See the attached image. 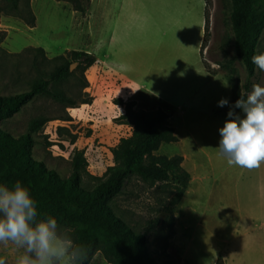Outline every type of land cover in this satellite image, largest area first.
Masks as SVG:
<instances>
[{"label":"rangeland","instance_id":"obj_1","mask_svg":"<svg viewBox=\"0 0 264 264\" xmlns=\"http://www.w3.org/2000/svg\"><path fill=\"white\" fill-rule=\"evenodd\" d=\"M74 1L0 0V96L26 91L32 82L47 78L60 64L49 61L69 51L86 52L95 62L102 59L111 70L119 73L128 70L127 76L134 78V0H91L88 4L82 3L83 13L73 11ZM204 2L207 31L204 32L202 60L213 71L208 62H214L218 72H223L232 83L241 85L247 74L240 60L234 63L232 73L220 67L233 56L229 14L235 1ZM171 6L177 11L182 7L181 0H149L147 9L140 11L148 21L151 52L163 45L168 47ZM254 7L264 14V0H257ZM30 23L33 28L28 26ZM138 33H142L141 28ZM29 48H42L43 52H24ZM260 51H264V30L256 48V53ZM70 63L75 66L69 77L60 84L50 85V90L61 91L74 101L89 97L90 105L68 108L50 98L37 97L18 114L1 120L0 128L18 138L28 131L32 120L54 119L32 134L33 159L43 162L47 169L54 170L64 180L72 172L74 155L82 152L87 167L81 175V187L91 191L97 183L94 179L102 178L106 169L113 165L111 149L121 138L130 135L131 128L117 120L123 111L113 104V100L121 99V96L123 101H128L125 98L128 94H124L120 83L107 74L104 78L109 88L100 90L101 84H95L102 75L100 64L97 63L96 69L82 73L76 63ZM83 79L88 82V87L82 90ZM253 81L264 87V72L257 68ZM92 93H95V101ZM66 115L70 120L62 121ZM171 124L174 127V123ZM60 128L67 132L59 136ZM182 150L187 151L179 143L163 145L156 154L170 157L180 155ZM199 168L202 171L201 166ZM190 170L195 175V171ZM216 176L208 172V179L201 189H196L188 198L190 205L184 206L181 199L175 206L171 239L167 238V214L173 197L171 188L132 177L112 206L115 214L135 233H142L149 220L163 221L147 238L149 251L158 264H210L218 249L223 248L225 253L228 236L226 214L219 209L226 197V180L225 175ZM194 189L195 183L191 184V191ZM253 199H256L255 195ZM166 243L168 248L164 251ZM18 255L14 245L0 243L3 264H16ZM90 264L108 263L97 252Z\"/></svg>","mask_w":264,"mask_h":264},{"label":"trees","instance_id":"obj_2","mask_svg":"<svg viewBox=\"0 0 264 264\" xmlns=\"http://www.w3.org/2000/svg\"><path fill=\"white\" fill-rule=\"evenodd\" d=\"M91 0H75L73 11L83 13L82 3ZM235 7L229 14L230 30L233 36V56L225 60L220 67L233 72V65L240 60L247 74L245 82L236 85L231 81V103L222 113H227L240 96H246L256 84L253 79L256 66L251 57L256 53L260 38L264 30V14L255 9L257 0H234ZM205 15V14H204ZM33 28V23L28 24ZM207 31V17L205 15L204 32ZM204 41L201 45V51ZM42 53V48L26 49ZM77 64L81 72L87 71L94 65L95 59L82 51H69L49 62L60 64L47 78H40L32 82L29 89L8 96H0V121L18 114L23 107L30 104L37 97H47L56 103H63L68 108L78 105H90L91 98L74 101L61 92L50 90V85H57L65 81L70 73V61ZM206 70L209 67L203 62ZM88 87L83 79L81 89ZM85 94V93H84ZM115 106L123 107V113L117 118L119 124L131 128L130 135L121 138L111 149L113 165L108 167L102 178L97 181L91 191L81 187V175L85 172L87 163L82 152H76L72 159V172L67 179H61L51 169H47L41 161L32 157L34 140L32 134L41 130L46 123L54 119L38 118L31 121L26 133L14 138L9 132L0 128V184L11 186L19 180L30 191V195L37 202L38 218L52 216L58 225L69 230L74 242L82 244L87 249L85 264H90L95 254L99 252L108 264H158V260L151 255L147 238L163 221L152 219L142 233L134 230L121 220L114 212L112 203L123 194L127 182L136 177L150 184H161L172 189L167 214V238L174 235L173 210L185 194L190 175L182 168L183 158L180 155L166 156L156 153L163 145L178 142L174 129L169 124L170 116L160 108L152 111L136 109L134 101L114 99ZM241 114L239 109H232ZM62 121L70 120L66 115ZM59 136L66 129H59ZM168 244L164 245V251ZM213 264H224L221 257H217Z\"/></svg>","mask_w":264,"mask_h":264},{"label":"crops","instance_id":"obj_3","mask_svg":"<svg viewBox=\"0 0 264 264\" xmlns=\"http://www.w3.org/2000/svg\"><path fill=\"white\" fill-rule=\"evenodd\" d=\"M148 2L134 0V78L127 76L128 70L126 74L113 71L99 59L89 68L96 69L97 63L100 64L102 75L95 84L100 83V90L107 91L108 82L104 77L112 76L120 83L122 92L128 94L126 100L136 103V109L160 108L170 116V126L174 123L172 128L178 138L175 144L179 143L188 151L180 153L182 168L190 174L186 195L181 200L184 206L190 205L188 198L207 181L208 172L218 177L225 175L226 197L219 209L226 214V251L218 249L210 264L219 256L224 264H264V162L253 169L229 165L227 158L215 149L220 139L218 129L228 118L222 113L229 107L232 96L228 76L218 72L214 62H208L214 71L206 70L200 55L205 2L181 0L180 9L169 8V44L156 52H151L148 46L146 15H140L141 10L147 9ZM139 28L142 29L140 35ZM92 94L95 101V93ZM222 98L229 103L218 107ZM119 107L123 111V107ZM186 166L192 168L195 175ZM193 183L194 192L191 191Z\"/></svg>","mask_w":264,"mask_h":264},{"label":"clouds","instance_id":"obj_4","mask_svg":"<svg viewBox=\"0 0 264 264\" xmlns=\"http://www.w3.org/2000/svg\"><path fill=\"white\" fill-rule=\"evenodd\" d=\"M251 62L264 72V51L254 53ZM228 103L222 98L217 106ZM227 117L218 129L215 149L229 165L259 167L264 162V87L252 85L246 99L240 96ZM0 243L15 246L19 252L16 264H85L87 259V249L74 242L54 217L38 218L37 202L19 180L11 186L0 184Z\"/></svg>","mask_w":264,"mask_h":264},{"label":"water","instance_id":"obj_5","mask_svg":"<svg viewBox=\"0 0 264 264\" xmlns=\"http://www.w3.org/2000/svg\"><path fill=\"white\" fill-rule=\"evenodd\" d=\"M74 66H75V65H70V71L73 69Z\"/></svg>","mask_w":264,"mask_h":264}]
</instances>
